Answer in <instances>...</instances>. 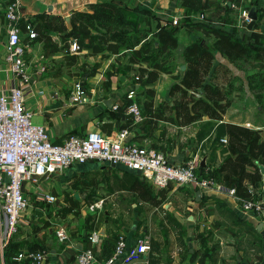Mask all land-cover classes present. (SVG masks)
Wrapping results in <instances>:
<instances>
[{"label": "crops", "instance_id": "obj_1", "mask_svg": "<svg viewBox=\"0 0 264 264\" xmlns=\"http://www.w3.org/2000/svg\"><path fill=\"white\" fill-rule=\"evenodd\" d=\"M8 1L0 0V47L7 37L4 10ZM97 1L101 0H22L21 40L27 42L25 57L33 71V79L23 84L26 103L36 122L47 126L53 140L61 142L71 133L84 134L90 130L115 136L127 128L128 140L162 150L172 162H183L195 154L201 155L205 163L199 172L208 176L230 154L229 134L224 122L259 128L264 139V123L259 122V114L255 118L248 111L251 105L258 104L250 90L245 95H236L223 119L203 116L187 125L161 120L150 132L143 113V101L151 97L146 88L152 86L155 89L156 103L170 100L169 88L176 78L173 74L162 73L154 83L145 84L136 81L135 69L127 66V58L122 51L93 53L85 45L72 51L70 43L77 38L71 32V13L74 9H90V4ZM112 1L129 8L138 22L149 28L152 34H156L161 25L175 27L179 38L177 61L181 65L184 63L185 46L203 37L200 30L188 25L190 21L225 25L245 43H264V0H216L198 11L184 5L183 0ZM252 8L257 19L249 27L248 22L245 25L241 22V16L244 10ZM53 14L65 17L67 29L50 31L47 41L30 38L24 23L40 24L49 21ZM174 18H178L175 25L171 24ZM211 40L207 38L206 44L209 45ZM217 56L218 60L233 65L219 52ZM42 65L46 68L42 69ZM19 81L21 83V79L8 72L0 73V89ZM78 81L83 83L85 95L83 100L73 102L71 94ZM131 88L136 89L143 114L141 121H135L127 112V96ZM136 177L158 195L159 203L143 199L137 190L131 188ZM41 179L42 188L55 193L57 200L49 202L42 199V189L27 192L32 201L30 220L23 221L12 236L7 249L0 255V264H78L77 254L93 245L88 234L94 230L100 234L99 241L93 246L98 258L95 264H101L114 254L121 233L131 245L145 227V224L135 223L119 225L114 223L111 215L128 210L148 215L153 205L157 209L162 203H173L165 211L175 210L180 214L185 208L178 205L183 203L178 204L172 195L177 199H182L180 196L183 195L182 200L186 202V211L191 219L189 223L194 225L193 230L199 226L198 232H193L197 242H188V252L185 253L183 246L177 243L181 249L178 255V246L169 250L165 245L152 243V249L146 254L124 259L120 264H264V171L262 179L254 187V194L246 197L259 203L260 207L255 208H245L220 177L215 178L218 181L216 186L201 187L194 183L180 192L176 190L181 186L157 187L137 170L96 159L74 162L63 171L44 175ZM121 191L128 192L122 196L123 199L130 196L134 202L130 206L127 201H120L118 210H115L114 206L108 205L107 199ZM60 226L67 229L68 238L65 240L57 235ZM206 228L207 232L201 234ZM25 249L46 251L47 258L40 262L30 258L16 259V254Z\"/></svg>", "mask_w": 264, "mask_h": 264}, {"label": "trees", "instance_id": "obj_2", "mask_svg": "<svg viewBox=\"0 0 264 264\" xmlns=\"http://www.w3.org/2000/svg\"><path fill=\"white\" fill-rule=\"evenodd\" d=\"M215 1L182 2L198 11ZM27 23H24L25 28ZM71 23V32L80 46L89 47L93 53L122 51L127 66L135 69L137 81L152 84L162 73L175 76L176 80L169 88L170 100L156 103L155 89L152 86L146 88L151 97L144 99L143 113L150 132L161 120L187 125L203 116L223 119L236 95H245L248 90L264 107V43H245L225 25L190 21L188 25L200 30L203 37L185 46L184 63L179 65L176 62L179 38L175 27L161 25L156 37H151L129 8L112 0L91 3L90 9H74ZM34 28L38 31L36 38L47 41L50 31H65L67 25L63 15L53 14L49 21L36 23ZM205 38L212 39L209 45ZM218 52L233 65L218 60ZM224 125L229 134L230 154L212 174L217 179H224L228 186H235L239 196L250 197L256 183L263 177L264 139L261 130L230 121ZM131 188L137 190L143 199L160 202L158 195L153 194L139 177L134 179Z\"/></svg>", "mask_w": 264, "mask_h": 264}, {"label": "built area", "instance_id": "obj_3", "mask_svg": "<svg viewBox=\"0 0 264 264\" xmlns=\"http://www.w3.org/2000/svg\"><path fill=\"white\" fill-rule=\"evenodd\" d=\"M21 6L22 0L8 1L4 10L7 37L0 47V73L8 72L21 79V83L19 81L0 89V255L7 249L23 221L30 220L32 201L27 192L42 189V199L56 201L55 193L42 188L41 178L63 171L74 162L96 159L122 164L137 170L157 187L189 186L194 183L201 187L218 185L214 176L200 174L202 159L198 154L183 162H172L162 150L128 140L127 128L121 129L115 136L90 130L84 134L71 133L61 142L53 140L45 124L33 121L34 113L26 103L23 84H28L33 79V71L25 57L27 42L21 40ZM243 15L247 20L250 19L248 10H244ZM172 22L178 23V18H174ZM26 27L29 37L36 38L37 32L32 23L28 22ZM79 48L77 40L70 43L72 51ZM41 68L45 69L46 66L42 65ZM84 95L83 83L76 82L71 100L81 101ZM127 97L130 98L127 112L135 121H141L143 114L136 98V89L131 88ZM228 189L243 202L245 208L260 207L255 200L239 196L235 186H229ZM57 235L61 240L67 239V229L64 226L58 227ZM88 236L93 245L77 254L78 264H95L98 260L93 246L99 241L100 234L94 230ZM151 249L152 238L149 233L141 232L131 245L125 234L121 233L117 238L114 254L101 264H111L121 256L129 260L138 254H146ZM15 258H30L40 262L47 258V253L43 250L25 249L19 251Z\"/></svg>", "mask_w": 264, "mask_h": 264}, {"label": "rangeland", "instance_id": "obj_4", "mask_svg": "<svg viewBox=\"0 0 264 264\" xmlns=\"http://www.w3.org/2000/svg\"><path fill=\"white\" fill-rule=\"evenodd\" d=\"M249 12L250 11H248V16H249ZM242 21H243V24L245 25V22L250 23L251 19L247 20L244 17V15L242 14L241 22ZM173 24H175V23H173ZM244 29H246V28H244ZM147 30L150 32L151 37H156V35L154 33L152 34V32L149 28H147ZM176 62L178 63V61H176ZM178 64L181 65L180 63H178ZM135 77H136V81H137L136 71H135L134 78ZM143 88H144V86H143ZM136 96H137V93H136ZM259 104L251 105L250 109H248V111L250 114L251 113L254 114L255 118H256L257 114H259V118H258L259 122L261 121L262 123H264V107H261L262 105L260 106ZM33 121L36 122L34 117H33ZM200 158L202 159L200 167H203L204 165H202V162H203L204 157L202 158L200 155ZM209 175H208L209 177L213 176V174H210V173H209ZM187 187L188 186H186V185H182L181 188H178L176 191L183 192ZM124 194H128V192H122L121 191V192H118L116 194H111L110 197L107 199L108 205L114 206V209L118 210L117 208H119L118 207L119 202L125 200L131 206L132 205L131 202L133 203L134 199L131 200L130 196L123 199L122 196ZM180 197L182 199H184L183 195H181ZM172 199L173 200L175 199L176 201H178V204H180L181 202L183 203L182 205H178V207H180V208H185L184 211H180V214H176V212H178V211H175V210L174 211H165L173 203H170V204L169 203H165V204L162 203L161 205L158 206L157 209L155 208L154 205L152 207H151V205H149L152 208V210L150 211V213L148 215L144 214L143 212L139 213V212H136L135 210H128L129 212L125 211L122 214L117 213V215H111L110 217L112 218V220L113 219L115 220L114 223H117V224L122 225V226L123 225H131L132 223L140 224V225L145 224V227H143V229L139 232V234L141 232L149 233L151 235L153 244L156 243V244H158V246L161 244L165 245L169 248V250L173 247L175 248L178 246L179 248L177 247V250H176L177 254L176 255H178L181 252L180 246H183L182 251L185 253V252H188V250H187L188 242H197V237H194L193 234L198 232L199 226H198V228L193 230L194 225L189 223L191 219L188 216L187 211H186V206H187L186 202L182 199H177L175 197V195H172ZM115 206H117V207L115 208ZM139 206H142V205L139 203ZM104 216L105 215H103V218H104ZM206 232H207V228L204 229V231L201 234L204 235ZM186 244H187V247H186ZM172 254H173V251H172ZM172 254L169 253L168 256L171 257Z\"/></svg>", "mask_w": 264, "mask_h": 264}, {"label": "water", "instance_id": "obj_5", "mask_svg": "<svg viewBox=\"0 0 264 264\" xmlns=\"http://www.w3.org/2000/svg\"><path fill=\"white\" fill-rule=\"evenodd\" d=\"M249 17L251 19L250 23H249V27H252V25L254 24V22L256 21L257 19V13L255 11L254 8H252L249 12ZM205 160H203L202 162V165H204V162ZM116 165V164H114ZM263 171H264V166H263ZM46 176V175H45ZM124 260V257H118L117 259H115L111 264H120V262H122Z\"/></svg>", "mask_w": 264, "mask_h": 264}]
</instances>
